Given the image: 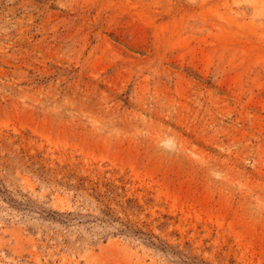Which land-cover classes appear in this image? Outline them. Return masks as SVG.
<instances>
[{
  "label": "rangeland",
  "instance_id": "rangeland-1",
  "mask_svg": "<svg viewBox=\"0 0 264 264\" xmlns=\"http://www.w3.org/2000/svg\"><path fill=\"white\" fill-rule=\"evenodd\" d=\"M58 163L130 172L178 250L46 217ZM0 264H264V0H0Z\"/></svg>",
  "mask_w": 264,
  "mask_h": 264
},
{
  "label": "trees",
  "instance_id": "trees-1",
  "mask_svg": "<svg viewBox=\"0 0 264 264\" xmlns=\"http://www.w3.org/2000/svg\"><path fill=\"white\" fill-rule=\"evenodd\" d=\"M33 158L34 156L30 157ZM38 169L42 176L47 173L58 184L74 191V198L80 196L83 201L80 205L81 210H53L44 212L46 217L65 225L72 221L82 224H106L115 231L104 237L110 234L130 235L142 239L148 245L162 246V250L173 251L179 246L169 243L167 239H160L152 232L150 227L152 215L148 209L155 203V198L150 196L154 193L146 192L141 198L139 194L145 189L130 172L121 173L117 169L100 168L84 170L59 163L53 169H47L45 164H39ZM154 220H160V217ZM167 224L163 221L159 227L164 228Z\"/></svg>",
  "mask_w": 264,
  "mask_h": 264
}]
</instances>
